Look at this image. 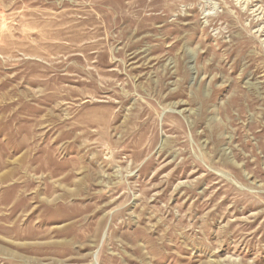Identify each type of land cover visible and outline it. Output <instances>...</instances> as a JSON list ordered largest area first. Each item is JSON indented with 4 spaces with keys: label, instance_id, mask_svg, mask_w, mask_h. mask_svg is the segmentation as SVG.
<instances>
[{
    "label": "rangeland",
    "instance_id": "1",
    "mask_svg": "<svg viewBox=\"0 0 264 264\" xmlns=\"http://www.w3.org/2000/svg\"><path fill=\"white\" fill-rule=\"evenodd\" d=\"M0 264H264V0H0Z\"/></svg>",
    "mask_w": 264,
    "mask_h": 264
}]
</instances>
